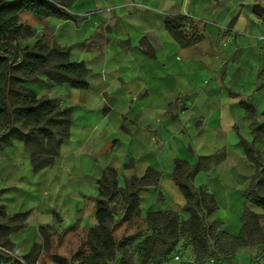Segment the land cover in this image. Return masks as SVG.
<instances>
[{"label": "crops", "instance_id": "1", "mask_svg": "<svg viewBox=\"0 0 264 264\" xmlns=\"http://www.w3.org/2000/svg\"><path fill=\"white\" fill-rule=\"evenodd\" d=\"M65 8L76 19L22 11L20 21L33 35L14 40L21 47L39 38L68 47L71 59L89 68L86 88L44 74L25 83L73 112L52 165L34 170L20 138L0 144V203L10 215L28 212L24 226L9 236L14 252L24 256L42 244L41 228L88 232L97 225L99 179L107 167L119 173V189L149 168L161 173L156 185L138 192L140 218L165 210L189 218L175 161L196 165L216 154L220 161L192 178L216 201L207 222L238 235L251 208L264 225V210L248 200L257 165L244 146L254 143L264 159V137L255 138L252 128L264 123V0H76ZM176 15L191 18L186 32L200 28L203 38L181 45L166 26ZM122 204L120 190L111 205L124 210ZM260 252L264 245L247 247L219 264H261ZM54 260L46 262L58 264ZM187 261L196 264L195 256Z\"/></svg>", "mask_w": 264, "mask_h": 264}, {"label": "trees", "instance_id": "2", "mask_svg": "<svg viewBox=\"0 0 264 264\" xmlns=\"http://www.w3.org/2000/svg\"><path fill=\"white\" fill-rule=\"evenodd\" d=\"M75 1L0 0V144L8 145L16 138L22 139L31 153L32 166L36 171L54 163L61 142L70 134L73 112L70 107H62L52 99L39 97L25 83L44 74L52 82L86 88L89 68L82 61H73L68 47L57 43L50 45L43 38L23 47L15 43L19 37L33 35L30 26L20 21V13L27 11L39 17L76 19L65 8ZM190 20L193 21L186 15H176L166 22L171 34L183 46L196 44L203 38L200 28L191 34L186 32ZM243 105L248 113L255 112L251 104L244 102ZM252 128L255 138L264 137V123H254ZM244 146L248 158L257 165L248 188V200L264 210V159L254 143L244 141ZM221 158V154L200 157L196 165L185 159L175 161L173 176L186 197V209L191 216L184 218L173 210L149 211L146 220L154 231L144 232L139 240L144 262L155 257L157 252L162 256L171 252H179L176 255H180L184 233L194 246L196 264H219L223 257L235 255L247 247L264 245V225L251 208L245 209L242 215L243 226L238 235L226 232L220 223L206 220L216 208V201L208 191L195 188L192 178L197 171L210 169ZM118 174L115 168L107 167L99 179L98 224L88 230L86 239L77 248V264H108L115 259L117 242L111 228L115 218L111 202L121 190L124 218L131 221L140 215L139 190L156 185L162 176L158 170L149 168L145 175L127 179L126 186L119 189ZM27 216L28 212L10 215L0 203L1 235L8 248L13 249L10 234L24 226ZM41 229L43 243L34 244L24 257L33 263L47 264L49 231ZM60 262L64 263L62 259ZM119 264L132 263L123 259Z\"/></svg>", "mask_w": 264, "mask_h": 264}, {"label": "rangeland", "instance_id": "3", "mask_svg": "<svg viewBox=\"0 0 264 264\" xmlns=\"http://www.w3.org/2000/svg\"><path fill=\"white\" fill-rule=\"evenodd\" d=\"M116 203L119 200L116 199ZM123 205V204H122ZM114 217L111 223L114 237L117 242L116 256L113 261L108 264H119L123 259H128L132 264H163L164 262H170L175 260V255L179 252H171L165 256L160 255L158 252L155 257L148 258L144 262V254L140 251L141 242L140 236L144 232L152 233L154 228L145 219L140 216L134 217L131 221L125 220L124 211L121 207L113 206ZM4 225V224H3ZM2 226V225H1ZM0 228L2 229V227ZM0 229V264H38V262H30L24 256L14 252L13 249L8 248L5 245L4 237L1 235ZM87 237V231L83 230H69L65 232H49V252L47 257L55 259L58 264H62L60 260H63V264H77L75 253L79 245ZM3 240H2V239ZM182 246L180 258H184L181 264H188L192 256H195L194 246L190 237L185 233L182 236ZM160 247H162L160 245ZM159 247V248H160ZM161 249V248H160ZM264 254L263 252H260ZM57 255V259L55 256ZM176 262V261H175ZM211 262V260H210ZM177 264V263H176ZM179 264V263H178ZM258 264V263H257ZM264 264V263H261Z\"/></svg>", "mask_w": 264, "mask_h": 264}, {"label": "built area", "instance_id": "4", "mask_svg": "<svg viewBox=\"0 0 264 264\" xmlns=\"http://www.w3.org/2000/svg\"><path fill=\"white\" fill-rule=\"evenodd\" d=\"M175 258H176V259H180V256H179V255H176Z\"/></svg>", "mask_w": 264, "mask_h": 264}]
</instances>
